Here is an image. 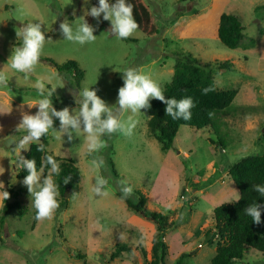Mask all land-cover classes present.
Returning a JSON list of instances; mask_svg holds the SVG:
<instances>
[{
	"label": "rangeland",
	"instance_id": "obj_1",
	"mask_svg": "<svg viewBox=\"0 0 264 264\" xmlns=\"http://www.w3.org/2000/svg\"><path fill=\"white\" fill-rule=\"evenodd\" d=\"M143 1L156 18L157 35L149 37L137 29L126 39H117L110 32V22L101 20L94 32L96 40L80 45L64 40L59 24L65 17L75 23L83 15L82 9L94 6L92 0L89 4L82 0H0V70L10 77L9 88H0V167L4 168L0 181L15 193L9 202L16 199L23 207L21 213L18 208L10 210L0 223V264H145L151 258L156 223L129 209L116 196L115 191L121 192L125 182L133 189L128 196L132 201H137L135 190H139L149 210L182 220L164 231L166 263L175 264L185 253L182 264H211L215 245L208 243V231L214 227L213 209L220 203L234 202L236 192L239 194L228 168L242 157L264 152V0H227L219 9V14L239 15L243 38L236 48L226 47L213 35L217 15L213 19L202 14L214 0ZM183 15L186 22L181 25ZM41 18V30L45 29L46 39L51 40H46L40 62L25 81L6 62L19 43L16 29ZM85 18L96 25L92 17ZM175 53L191 54L204 62L227 61L231 68L213 77L217 88L237 90L231 104L212 113L208 128L181 125L168 150H162L148 132L144 109L133 116L137 124L132 135H106L102 137L105 146L92 154L87 153L84 134L74 133L69 142L66 136L58 140L50 131L46 150L72 159L81 177L68 198V207L58 215L55 210L51 217L36 220L32 226V197L21 182L24 177H17L21 169L4 140H18L24 134L17 130L22 115L36 112V107L29 108L37 96L34 81L50 80L48 87L58 77L64 81V86L53 93L55 102L52 97L53 107L58 109L75 108L74 96L87 86L97 89V95L112 106L123 83L124 69L142 70L163 88L171 79ZM45 58L58 64L75 60L83 71L80 89L70 77L58 74ZM129 115L125 113L122 119ZM54 128L59 130L56 119ZM21 154L25 157L23 151ZM93 160L102 161L98 169L92 166ZM110 161L118 175L112 173ZM97 174L107 181L106 196L91 191ZM2 206L3 201L0 218ZM118 244L131 250L110 259ZM233 264H264V254L247 247L242 259Z\"/></svg>",
	"mask_w": 264,
	"mask_h": 264
},
{
	"label": "clouds",
	"instance_id": "obj_2",
	"mask_svg": "<svg viewBox=\"0 0 264 264\" xmlns=\"http://www.w3.org/2000/svg\"><path fill=\"white\" fill-rule=\"evenodd\" d=\"M83 4H89L90 0H82ZM83 15L76 19V22H69L67 17L59 24V30L64 40L84 45L96 40L94 32L99 27L101 20L110 22V32L117 39H126L138 29V24L133 17V4L130 0H97L96 5L82 9ZM74 15V13H73ZM92 17L96 20V25L88 23L85 17ZM56 19V18H55ZM33 21V20H32ZM29 21L24 26L17 28L15 32L16 42L11 50V54L6 62L7 67L16 74H22V78L27 81L31 78L35 66L40 62L42 49L46 39L43 18L35 20L37 23ZM9 75L0 70V88L8 89ZM122 86L117 90L116 102L108 106L106 102L97 95V89H90L89 86L78 91L74 96L75 108L71 111L69 107L57 110L53 107L52 97L57 87H63L64 81L56 79L52 87H48L50 80L36 79L33 87L37 96L31 101V107H36L34 114L25 113L22 115L17 130L24 133L18 140H15V147L12 154L16 166L26 171V175L21 181L27 187L28 193L32 197V206L35 209V218L41 220L49 218L59 207L58 184L55 177L60 174V164L54 158L58 153L47 154L42 157L40 167L37 168L35 159H26L21 153L27 152L32 143L37 145L38 152H44L45 146L41 142V137L51 132L56 134L58 140L66 136L70 142L73 134H84L87 153L92 154L105 146L102 137L116 132L125 135H132L137 121L133 119L141 109L147 110L150 107V99L160 100L166 107L165 113L174 120L191 118V109L195 106L191 97H184L179 100L175 98L165 99L163 89L160 84L153 80L150 75L136 68H126L122 71ZM130 112L132 115L127 119L122 116ZM211 116L212 114L209 113ZM54 119L59 121V130H56ZM101 162L92 161L94 168H99ZM45 167L47 173L45 174ZM4 168L0 167V174ZM106 179L97 174L91 191L96 196H106ZM123 186L121 192L124 197L132 194L131 185ZM253 190L264 197V184L252 185ZM9 197V192L4 190L3 182L0 181V202ZM240 195L236 192L235 201H239ZM244 213L251 218L253 223H261V213L264 211V203L253 201L246 208Z\"/></svg>",
	"mask_w": 264,
	"mask_h": 264
},
{
	"label": "trees",
	"instance_id": "obj_3",
	"mask_svg": "<svg viewBox=\"0 0 264 264\" xmlns=\"http://www.w3.org/2000/svg\"><path fill=\"white\" fill-rule=\"evenodd\" d=\"M130 2L133 4V17L138 24V29L149 37L157 35L159 33L158 24L149 5L143 0H130ZM92 3L96 5L97 0H92ZM179 22L181 25L185 23L186 16H181ZM179 29L182 31V27ZM191 35L194 34L191 33ZM213 35L228 48L238 47L243 38V28L239 15L232 12H222L216 19ZM174 57L171 79L162 88L165 99L171 97L179 100L184 97H191L195 106L190 110L191 118L189 120L182 118L174 120L165 113L166 106L160 100L150 99V107L147 110L144 109L148 117L147 128L148 132L158 141L162 150L172 148L173 139L181 125L195 129H205L212 126L209 113L212 114L228 107L237 93L236 89L221 90L215 85L213 74L220 70L230 69L231 65L227 61L204 62L191 54L175 53ZM45 60L56 69L58 74L70 77L74 86L80 89L83 71L75 60L69 59L62 64H58L49 58H45ZM53 101L55 102L56 99L54 98ZM41 142L45 146L44 152H38L35 143H32L29 150L24 152L26 159L36 160L37 168L40 167L41 159L45 153L51 154L46 150L47 137H41ZM54 158L60 164L61 169L60 174L55 177L59 186V196L57 197L59 207L56 209V215H58L68 207V198L77 188L81 172L72 159L59 156ZM110 167L112 173L118 175L112 161H110ZM47 170L45 167V171ZM25 175L26 171L23 169L17 173L18 178H23ZM228 175L238 189L241 199L232 203H220L213 209L214 227L212 231H208L211 235L208 243L215 245L211 264H233L242 259L243 250L247 247L264 254V211L261 213L260 224L253 223L243 211L253 201L258 204L264 203V197H260L252 188L254 184H264V152L242 157L228 168ZM4 190L9 192V197L3 201V215L0 218V223L3 222L4 215L13 208H18L19 213L23 210L21 203L16 199L9 202V198L15 195L12 188H4ZM115 194L125 202L129 209L152 219L156 223L157 231L151 240V258L145 260V264H168L165 261L167 246L164 241V231L182 220H173L161 212L149 210L146 206V197L139 190H135L136 202L129 197H124L119 191H115ZM186 203L188 200L185 201ZM36 220L35 218L32 226L35 225ZM130 250L128 246L118 244L116 249L110 253L109 258L121 257L122 252ZM185 255V253H181L175 264H182L181 259ZM75 256L82 257L79 253H76ZM83 264L87 263L84 262Z\"/></svg>",
	"mask_w": 264,
	"mask_h": 264
},
{
	"label": "crops",
	"instance_id": "obj_4",
	"mask_svg": "<svg viewBox=\"0 0 264 264\" xmlns=\"http://www.w3.org/2000/svg\"><path fill=\"white\" fill-rule=\"evenodd\" d=\"M226 2H227V0H214V2L210 4L211 6L207 7L206 10L202 12V14L208 15V18L213 17V19H215L216 15H217V17L220 15L218 12L219 9L223 8L222 6H225ZM217 12H218V14H216ZM203 15H201V16H203ZM209 21H211V20H209ZM206 25H208V24H206Z\"/></svg>",
	"mask_w": 264,
	"mask_h": 264
},
{
	"label": "water",
	"instance_id": "obj_5",
	"mask_svg": "<svg viewBox=\"0 0 264 264\" xmlns=\"http://www.w3.org/2000/svg\"><path fill=\"white\" fill-rule=\"evenodd\" d=\"M14 144H15V141H14V139L12 137H7L4 140V145L10 147L9 149H10L11 153H12V149L15 147ZM208 237H210V235H208Z\"/></svg>",
	"mask_w": 264,
	"mask_h": 264
}]
</instances>
